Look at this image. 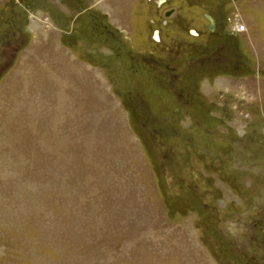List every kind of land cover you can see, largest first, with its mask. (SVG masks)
<instances>
[{
	"label": "rangeland",
	"instance_id": "374dc122",
	"mask_svg": "<svg viewBox=\"0 0 264 264\" xmlns=\"http://www.w3.org/2000/svg\"><path fill=\"white\" fill-rule=\"evenodd\" d=\"M13 33L0 264H264V0H0V46ZM204 46L227 73L196 85Z\"/></svg>",
	"mask_w": 264,
	"mask_h": 264
},
{
	"label": "trees",
	"instance_id": "16d2710c",
	"mask_svg": "<svg viewBox=\"0 0 264 264\" xmlns=\"http://www.w3.org/2000/svg\"><path fill=\"white\" fill-rule=\"evenodd\" d=\"M99 18L98 21H105V18L97 16ZM66 24V23H65ZM68 27V26H67ZM102 30L105 29L106 33H110L112 30L109 27V25H101ZM234 39V38H233ZM234 43L233 40H230L229 43ZM232 48H234V45H231ZM221 49V46L217 47L215 50H209L208 47H199L196 49H192L189 53L188 57V63L191 64V69L188 71L189 76L187 79L194 81V83L197 85L198 80L200 81L204 77H212L213 75H217L220 73H227V72H219L215 70V67L213 65H218L217 62L221 63L222 65H226L229 63V56L224 57L222 53V58L220 60L216 59V54ZM224 50V49H223ZM148 59L143 60V63L147 68L149 67L151 70H154L152 72H155V74H159L160 72H164L165 79H167L168 86L169 87H176L179 85L181 87V81L183 80V73L181 68L178 65H175L173 63L169 62H160L158 61V58L148 56ZM207 63L211 65V68L209 69V66H204L203 63ZM190 66V65H188ZM189 69V67L187 68ZM204 69V70H203ZM156 70V71H155ZM220 70V69H219ZM187 72V73H188ZM178 88V87H176ZM184 94V92H183ZM185 99H188L191 101L189 104H196L201 105L202 101L199 98L198 93H193L192 91L187 92V95H185Z\"/></svg>",
	"mask_w": 264,
	"mask_h": 264
},
{
	"label": "crops",
	"instance_id": "0c3cea01",
	"mask_svg": "<svg viewBox=\"0 0 264 264\" xmlns=\"http://www.w3.org/2000/svg\"><path fill=\"white\" fill-rule=\"evenodd\" d=\"M27 30L29 31V29L27 28ZM60 31H62L61 29H59ZM62 33H64L65 35H66V37H67V33L65 32V31H62L61 32V34H60V37H59V40H60V38H61V40H62ZM238 34V33H237ZM19 36V35H18ZM20 38H21V36H20ZM47 37H45V38H42V40H45ZM48 38H51V39H53L54 41H58V40H56V39H54V36H52V37H50V36H48ZM7 42H8V44H6V45H4V44H2L1 45V48H2V50H3V52L2 53H0V55L1 56H4L7 52H11V54H12V57H14L13 58V60L11 61V62H9L8 64H7V66H9V65H11L12 64V62H14V60H15V58H16V54L19 52V51H22L24 48L22 47V45H21V43L20 42H18L17 41V39L16 38H14V34L12 35V37L11 38H9L8 40H7ZM38 42V40L35 42V43H37ZM61 42V41H60ZM63 47H65L66 45H68V44H66V43H64L63 41H62V43L61 44H59V49L62 51V52H58V55L60 54V53H63L65 56H67V60H68V62H70V59L72 60V63H74V61H75V56L70 52V50L69 49H67L66 47L65 48H63ZM47 47V46H46ZM18 48H20V50L19 51H17V49ZM34 51V50H33ZM33 51H32V53H33ZM17 52V53H16ZM32 53H31V56H30V60L29 61H27V63L29 64V62L30 61H34V58L32 57ZM15 55V56H14ZM35 55H36V53H35ZM6 67V66H5ZM88 69H89V67H87ZM67 87H69L70 85H66Z\"/></svg>",
	"mask_w": 264,
	"mask_h": 264
},
{
	"label": "flooded vegetation",
	"instance_id": "af4514ba",
	"mask_svg": "<svg viewBox=\"0 0 264 264\" xmlns=\"http://www.w3.org/2000/svg\"><path fill=\"white\" fill-rule=\"evenodd\" d=\"M8 23H9L10 26H12V23H13V25H14V27H15V23H14L13 18L10 19V21H8ZM13 34H14V33H13ZM13 34H11L10 36H12ZM15 35L18 36L17 33H15ZM4 36H6V35H4ZM1 39H6V38L2 36ZM8 39H9V38H7V40H8ZM7 40H3V44H4V45H6V44L8 43V42L5 43V41H7ZM2 52H3V50H2V48H1V46H0V53H2ZM4 56H5V55H4ZM4 56H1V55H0V61L2 60V62H4V59H3Z\"/></svg>",
	"mask_w": 264,
	"mask_h": 264
},
{
	"label": "water",
	"instance_id": "95a60500",
	"mask_svg": "<svg viewBox=\"0 0 264 264\" xmlns=\"http://www.w3.org/2000/svg\"><path fill=\"white\" fill-rule=\"evenodd\" d=\"M171 10H169V11H166L164 14H165V16H169V14H171ZM207 18H208V20H209V30H213V28H214V22H213V17L211 16V15H207ZM154 34H155V32H154ZM155 39H157V34L155 35V37H154Z\"/></svg>",
	"mask_w": 264,
	"mask_h": 264
},
{
	"label": "built area",
	"instance_id": "2783aa9c",
	"mask_svg": "<svg viewBox=\"0 0 264 264\" xmlns=\"http://www.w3.org/2000/svg\"><path fill=\"white\" fill-rule=\"evenodd\" d=\"M234 29H233L234 31L240 32V31L244 30V27L241 25H237V26H234Z\"/></svg>",
	"mask_w": 264,
	"mask_h": 264
},
{
	"label": "bare ground",
	"instance_id": "6f19581e",
	"mask_svg": "<svg viewBox=\"0 0 264 264\" xmlns=\"http://www.w3.org/2000/svg\"><path fill=\"white\" fill-rule=\"evenodd\" d=\"M160 2H162V1H159V3H160ZM156 34L158 35V32H157V31L155 32V34H154V35H156ZM158 37H159V36H158Z\"/></svg>",
	"mask_w": 264,
	"mask_h": 264
}]
</instances>
